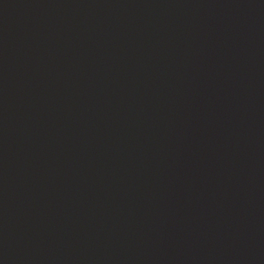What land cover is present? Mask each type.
<instances>
[{"label":"water","instance_id":"1","mask_svg":"<svg viewBox=\"0 0 264 264\" xmlns=\"http://www.w3.org/2000/svg\"><path fill=\"white\" fill-rule=\"evenodd\" d=\"M0 264H264V0H0Z\"/></svg>","mask_w":264,"mask_h":264}]
</instances>
